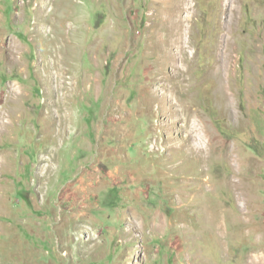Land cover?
Here are the masks:
<instances>
[{"label":"rangeland","instance_id":"rangeland-1","mask_svg":"<svg viewBox=\"0 0 264 264\" xmlns=\"http://www.w3.org/2000/svg\"><path fill=\"white\" fill-rule=\"evenodd\" d=\"M264 264V0H0V264Z\"/></svg>","mask_w":264,"mask_h":264},{"label":"bare ground","instance_id":"bare-ground-1","mask_svg":"<svg viewBox=\"0 0 264 264\" xmlns=\"http://www.w3.org/2000/svg\"><path fill=\"white\" fill-rule=\"evenodd\" d=\"M251 264H261V260L258 258H253Z\"/></svg>","mask_w":264,"mask_h":264}]
</instances>
